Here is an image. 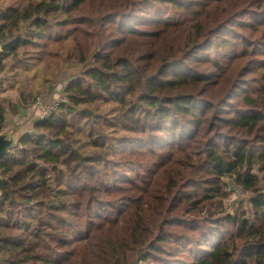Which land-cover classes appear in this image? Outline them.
Here are the masks:
<instances>
[{"label": "trees", "instance_id": "trees-1", "mask_svg": "<svg viewBox=\"0 0 264 264\" xmlns=\"http://www.w3.org/2000/svg\"><path fill=\"white\" fill-rule=\"evenodd\" d=\"M22 1L0 72L63 85L0 160V264H264V0Z\"/></svg>", "mask_w": 264, "mask_h": 264}, {"label": "rangeland", "instance_id": "rangeland-1", "mask_svg": "<svg viewBox=\"0 0 264 264\" xmlns=\"http://www.w3.org/2000/svg\"><path fill=\"white\" fill-rule=\"evenodd\" d=\"M15 1L20 2V8L24 7L26 3L22 0H4L0 3V7L3 8L5 5L13 3ZM171 7V6H169ZM166 16H173L172 9L169 8L167 12H163ZM245 34V37L248 39H257L256 37L252 36V34L248 31H242ZM233 41L232 39H230ZM264 41V38L257 39ZM239 46L236 51H239L244 45H242V40H238ZM218 48H222V46H218ZM235 51V50H231ZM248 51H252L251 49ZM213 53L211 54L212 57ZM253 56V55H250ZM255 57V56H254ZM263 56L260 55L255 57L256 59L262 58ZM68 63V62H67ZM66 63V64H67ZM244 63H246L244 61ZM52 69L57 70V63L54 61L50 62ZM200 68L202 69H209V62H202L200 63ZM8 68V67H7ZM77 66L71 67V72L75 73L77 71ZM8 68L7 72H0V79H4L3 84L0 85V99H4L3 103L7 104V102L11 103H20L21 99V91H28V92H35V91H42L43 95L37 97L35 101H33L30 97L28 103H20L21 108L16 113L11 111L7 112L4 127L6 129H10L13 131L18 132L19 134L25 133L28 134L31 131L32 124L34 120L42 119L48 116L50 113L56 110L57 103L60 101L61 95L60 90L62 88V83L59 82L61 77H45L43 70L35 69L30 74L29 77H25L24 74L18 75L16 78L11 77L9 75L15 74L14 71H11ZM254 77L253 74L247 73L244 79L248 82ZM216 77H213L212 80H215ZM52 87H56L54 92L48 93ZM211 92V89L208 90L207 86H199L196 89L197 95L205 97L208 93ZM234 184V183H233ZM232 183L230 184V189H228L226 198L223 199L224 208L227 212L234 214L236 212L240 213L241 210L246 209L250 210V206L247 202V194L243 192L240 186ZM248 214V213H247ZM166 255H163L162 258H166ZM161 258V259H162ZM148 264H163L162 261H153Z\"/></svg>", "mask_w": 264, "mask_h": 264}, {"label": "water", "instance_id": "water-1", "mask_svg": "<svg viewBox=\"0 0 264 264\" xmlns=\"http://www.w3.org/2000/svg\"><path fill=\"white\" fill-rule=\"evenodd\" d=\"M6 129L4 126L0 130V160L7 154L11 153L15 148L19 147L25 133L19 134L16 131Z\"/></svg>", "mask_w": 264, "mask_h": 264}]
</instances>
